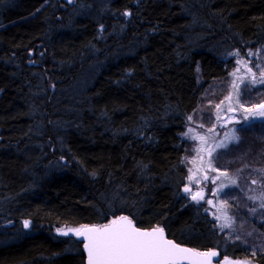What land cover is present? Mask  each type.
Listing matches in <instances>:
<instances>
[{"label": "trees", "instance_id": "trees-1", "mask_svg": "<svg viewBox=\"0 0 264 264\" xmlns=\"http://www.w3.org/2000/svg\"><path fill=\"white\" fill-rule=\"evenodd\" d=\"M263 48L264 0H0V264H85L54 228L120 216L264 264L184 189L189 117Z\"/></svg>", "mask_w": 264, "mask_h": 264}, {"label": "rangeland", "instance_id": "rangeland-1", "mask_svg": "<svg viewBox=\"0 0 264 264\" xmlns=\"http://www.w3.org/2000/svg\"><path fill=\"white\" fill-rule=\"evenodd\" d=\"M262 72L264 48L249 57H237L230 74L205 91L184 134L185 188L190 189L185 195L192 199V194L202 193V199L192 200L205 207L228 240L241 243L254 254H264V117L250 115L245 108L264 104ZM233 130L237 139H232ZM221 142L225 146L217 147ZM78 228L62 226L54 228V234L76 238L69 230ZM225 261L259 264L227 256L219 264Z\"/></svg>", "mask_w": 264, "mask_h": 264}, {"label": "snow or ice", "instance_id": "snow-or-ice-1", "mask_svg": "<svg viewBox=\"0 0 264 264\" xmlns=\"http://www.w3.org/2000/svg\"><path fill=\"white\" fill-rule=\"evenodd\" d=\"M260 82L264 83V72L261 73ZM226 99H230V97ZM217 108L219 109V105ZM256 109L261 110L256 111ZM245 111L253 113L254 116L264 117V104L245 108ZM245 119L248 117L245 116ZM234 133L235 130H233L232 139H237ZM201 139L204 138L201 137ZM224 146L223 142L217 145V147ZM209 155H211V149H209ZM209 167H211V163H209ZM189 179L191 180L192 177ZM189 191L190 189L186 187L185 192ZM198 197L202 199V193L192 194L193 200H197ZM207 203L211 204L212 201L209 200ZM261 207L264 208V202L261 203ZM24 226L28 227V221H25ZM69 231L83 237L84 248L88 252V264H185V261L188 264H210L209 261L202 258L216 255L214 252L200 253L193 249L180 247L172 240L166 239L164 229L159 226L152 228L151 231H142L135 227L126 216H120L110 224L92 227L85 225ZM61 234L67 235L68 233L61 230ZM225 264H229V262L225 261Z\"/></svg>", "mask_w": 264, "mask_h": 264}, {"label": "water", "instance_id": "water-1", "mask_svg": "<svg viewBox=\"0 0 264 264\" xmlns=\"http://www.w3.org/2000/svg\"><path fill=\"white\" fill-rule=\"evenodd\" d=\"M260 110H261V109H256V111H260ZM252 114H253V113H250V115H252ZM126 217H128V218L132 221V223H133V225H134L135 227L141 229L142 231H151L152 228H141V227H138V226L136 225L135 221H134L132 218H130L129 216H126ZM111 222H112V221H111ZM111 222L106 223V224H110ZM102 225H104V224H102ZM102 225H89V227H92V226H102ZM153 228H154V227H153ZM163 229H164V228H163ZM164 235H165V238H166V239L172 240L173 243L179 245V246L182 247V248L193 249V250H195L196 252H200V253H212V252L216 253V255H214V256H208V257H206V258H202V259H206L207 261H209L210 264H219V263L223 260V253H222V251L219 250V249H210V250H207V251H201V250H198V249H195V248H192V247L185 246V245H182V244L177 243L174 239H171V238L168 237V234H167V232H166L165 229H164ZM76 238L82 243V249H83V253H84V255H85V264H88V252H87L86 249L84 248V243H85V241H84V239H83L82 236H77V235H76ZM185 264H188V262L185 261Z\"/></svg>", "mask_w": 264, "mask_h": 264}]
</instances>
